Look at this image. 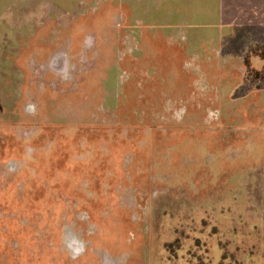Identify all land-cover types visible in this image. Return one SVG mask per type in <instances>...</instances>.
<instances>
[{"label": "rangeland", "instance_id": "1", "mask_svg": "<svg viewBox=\"0 0 264 264\" xmlns=\"http://www.w3.org/2000/svg\"><path fill=\"white\" fill-rule=\"evenodd\" d=\"M247 1L0 0V264H264Z\"/></svg>", "mask_w": 264, "mask_h": 264}, {"label": "crops", "instance_id": "2", "mask_svg": "<svg viewBox=\"0 0 264 264\" xmlns=\"http://www.w3.org/2000/svg\"><path fill=\"white\" fill-rule=\"evenodd\" d=\"M172 1V0H171ZM238 1V0H237ZM245 3H248V1L247 0H242V2L241 3H235L234 4V6H233V8L231 9V14H233V15H237V13H238V10L239 9H241V7L243 8V5L245 4ZM142 4V3H141ZM237 5H239V7L237 6ZM218 11V8L216 7V5H215V10H214V12L216 13ZM11 13V11H7V13ZM15 13H16V11H14ZM13 12V14L15 15V13ZM255 12L258 14V16H259V13L255 10ZM0 13H1V10H0ZM186 13H187V11H186ZM245 13H248V11L246 10V12ZM251 14V17L250 18H254V17H252V15H255V14H253V13H250ZM228 24H230V22L228 23ZM233 24V23H232ZM232 26V25H231ZM52 60H53V58H51V60H50V65L52 64Z\"/></svg>", "mask_w": 264, "mask_h": 264}]
</instances>
